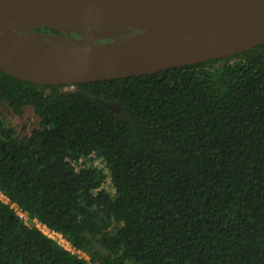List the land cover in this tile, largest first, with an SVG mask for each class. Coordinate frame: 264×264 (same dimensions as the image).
<instances>
[{"label":"trees","instance_id":"trees-1","mask_svg":"<svg viewBox=\"0 0 264 264\" xmlns=\"http://www.w3.org/2000/svg\"><path fill=\"white\" fill-rule=\"evenodd\" d=\"M0 189L90 256L0 201V264H264V43L76 85L0 70Z\"/></svg>","mask_w":264,"mask_h":264},{"label":"water","instance_id":"water-1","mask_svg":"<svg viewBox=\"0 0 264 264\" xmlns=\"http://www.w3.org/2000/svg\"><path fill=\"white\" fill-rule=\"evenodd\" d=\"M51 24L60 35L21 31ZM263 43L264 0H0V70L39 84L150 74Z\"/></svg>","mask_w":264,"mask_h":264},{"label":"built area","instance_id":"built-area-1","mask_svg":"<svg viewBox=\"0 0 264 264\" xmlns=\"http://www.w3.org/2000/svg\"><path fill=\"white\" fill-rule=\"evenodd\" d=\"M0 201L9 205L10 208L20 218L24 220L27 225L34 226L42 231L45 235L57 241L64 248L78 255L80 258L90 260V256L82 249L74 246L61 232L51 229L47 224L36 217H31L30 214L24 210L18 203L11 200V198L0 189Z\"/></svg>","mask_w":264,"mask_h":264},{"label":"rangeland","instance_id":"rangeland-1","mask_svg":"<svg viewBox=\"0 0 264 264\" xmlns=\"http://www.w3.org/2000/svg\"><path fill=\"white\" fill-rule=\"evenodd\" d=\"M97 31H99V30H97ZM84 35H85V32H84V29H82L81 31H72L68 37L77 38L76 36H78V37H80L79 40L80 39L82 40V39L85 38ZM102 39H105V38H102ZM31 116H32V113L29 114L28 117H31ZM8 120L13 122L14 124H16L19 127H21L24 123H28L29 124V121L27 119H17V118H14L13 116H10V115H8ZM90 264H92V263H90Z\"/></svg>","mask_w":264,"mask_h":264},{"label":"flooded vegetation","instance_id":"flooded-vegetation-1","mask_svg":"<svg viewBox=\"0 0 264 264\" xmlns=\"http://www.w3.org/2000/svg\"><path fill=\"white\" fill-rule=\"evenodd\" d=\"M48 31V30H47ZM47 31H44V32H42V33H45V34H48V32ZM77 37V39H79L80 37H78V36H76Z\"/></svg>","mask_w":264,"mask_h":264}]
</instances>
